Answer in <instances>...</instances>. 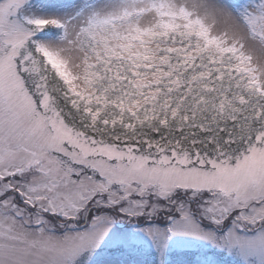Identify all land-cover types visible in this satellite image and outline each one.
<instances>
[{
	"label": "snow or ice",
	"instance_id": "obj_1",
	"mask_svg": "<svg viewBox=\"0 0 264 264\" xmlns=\"http://www.w3.org/2000/svg\"><path fill=\"white\" fill-rule=\"evenodd\" d=\"M0 264H264V0H0Z\"/></svg>",
	"mask_w": 264,
	"mask_h": 264
}]
</instances>
